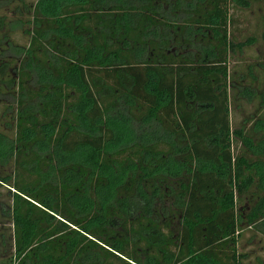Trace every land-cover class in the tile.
<instances>
[{
    "label": "trees",
    "instance_id": "obj_1",
    "mask_svg": "<svg viewBox=\"0 0 264 264\" xmlns=\"http://www.w3.org/2000/svg\"><path fill=\"white\" fill-rule=\"evenodd\" d=\"M257 35L264 0H0V264H264Z\"/></svg>",
    "mask_w": 264,
    "mask_h": 264
},
{
    "label": "rangeland",
    "instance_id": "obj_2",
    "mask_svg": "<svg viewBox=\"0 0 264 264\" xmlns=\"http://www.w3.org/2000/svg\"><path fill=\"white\" fill-rule=\"evenodd\" d=\"M31 1L34 2L36 0H31ZM242 17H243L242 15H239V21H242ZM239 27L241 28V26ZM236 37L238 38L237 34H236ZM258 57L261 58L260 63L264 62V59H263L264 58V39L262 40L259 35H257V42L254 46L245 48V49L242 48V50L235 49L234 51H232L231 56H230V62H229L230 70L231 71L235 70L240 66V67H244L243 68L244 72H246L244 75L245 77L242 76V78H240V84L242 85L248 84V78H247L248 75H247V71H245V68L247 65L254 67L257 64ZM242 58H244V61L240 62V59ZM234 84H235L234 89H240L239 82L234 81ZM228 89H230V87H228ZM234 94H235V91H234ZM231 96H234L233 92ZM238 102L244 104V109L246 113L251 112L254 108L253 107L254 104L252 106V104H247V103L245 104L244 100L234 99V104ZM232 107H233V104H232ZM232 119H234L233 121L236 122V121H239L240 117L238 116L237 113L234 114V112L232 111ZM250 235L251 234L248 231L247 232L245 231L242 233V236L239 238V252L242 255L243 254L250 255L249 260L253 262L255 257L262 256L261 247L263 243L257 244L255 241V244L249 245L248 239L250 238Z\"/></svg>",
    "mask_w": 264,
    "mask_h": 264
}]
</instances>
